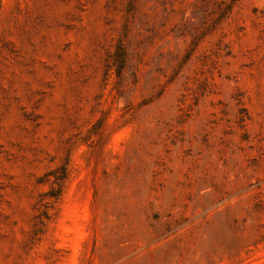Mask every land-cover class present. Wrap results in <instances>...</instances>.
I'll list each match as a JSON object with an SVG mask.
<instances>
[{
  "label": "rangeland",
  "instance_id": "rangeland-1",
  "mask_svg": "<svg viewBox=\"0 0 264 264\" xmlns=\"http://www.w3.org/2000/svg\"><path fill=\"white\" fill-rule=\"evenodd\" d=\"M0 264H264V0H0Z\"/></svg>",
  "mask_w": 264,
  "mask_h": 264
},
{
  "label": "trees",
  "instance_id": "trees-1",
  "mask_svg": "<svg viewBox=\"0 0 264 264\" xmlns=\"http://www.w3.org/2000/svg\"><path fill=\"white\" fill-rule=\"evenodd\" d=\"M121 46L118 45V49L117 50H121ZM121 52V51H119ZM118 62L120 63V68H122L125 64V54H118Z\"/></svg>",
  "mask_w": 264,
  "mask_h": 264
}]
</instances>
